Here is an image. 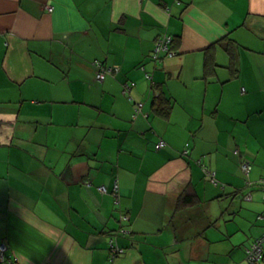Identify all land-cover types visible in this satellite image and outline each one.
I'll return each instance as SVG.
<instances>
[{
  "label": "crops",
  "instance_id": "crops-1",
  "mask_svg": "<svg viewBox=\"0 0 264 264\" xmlns=\"http://www.w3.org/2000/svg\"><path fill=\"white\" fill-rule=\"evenodd\" d=\"M164 32L175 52L150 61ZM94 61L119 70L97 81ZM263 176L264 0H0L14 264H249Z\"/></svg>",
  "mask_w": 264,
  "mask_h": 264
},
{
  "label": "trees",
  "instance_id": "trees-1",
  "mask_svg": "<svg viewBox=\"0 0 264 264\" xmlns=\"http://www.w3.org/2000/svg\"><path fill=\"white\" fill-rule=\"evenodd\" d=\"M167 37H169V40H167ZM160 40L167 41L166 42V45L167 46H166V48L161 49V51L157 52L156 53V58H153V54L155 55V48L159 45L157 43ZM225 40L228 41V44H230V43L233 42V39L232 38H228V39H225ZM172 41H174V38H173V35L172 34H169L167 32L158 34L156 36L155 40H154L152 49H151V51H150V53L148 55L149 60L150 61L151 60H154V61L160 63V61L165 56L170 55L171 53L175 52L174 51V48L172 47V44H173V43H171ZM210 60L212 61V56L210 57L209 54L207 53L206 58H205V62H204L205 69H208V67L212 66V64H211L212 62H210ZM94 64H95V68H96V70H95V76L97 75L98 72L103 71V72H105L104 73V76H103V79H104V77L106 75H108V74H111L112 75V74H114L115 72H117L119 70V67H117V66L107 65L104 62H100V61H94ZM145 77L147 79H151V73L150 72L145 73ZM95 79H96V77H95ZM102 80H100V81H102ZM125 83H127L130 86L129 88L133 87L134 84H135L133 81L125 82ZM125 93L127 94V91ZM135 105H136V102H134V110H135ZM184 153H188V151L187 152L185 151ZM236 153H238V150H236ZM245 164L248 165L247 171L245 169H243V165H245ZM201 167H203L202 164H201ZM250 167H251V165H250V163H249V161L247 159L240 160V162H239V168L242 170V172L245 174V176H248L249 175ZM203 170H205L204 167H203ZM205 172L209 175V178L211 179L210 181L212 183L216 184L217 183V180L215 178L214 171L208 169V170H205ZM255 183H256L255 185L261 187V189H264V176L263 177H260ZM186 193H187L186 194V197L187 198L192 199L193 201L195 200V194H194L193 190H190L189 188H187V192ZM117 194H119V193H117ZM263 233H264V231H263Z\"/></svg>",
  "mask_w": 264,
  "mask_h": 264
},
{
  "label": "built area",
  "instance_id": "built-area-1",
  "mask_svg": "<svg viewBox=\"0 0 264 264\" xmlns=\"http://www.w3.org/2000/svg\"><path fill=\"white\" fill-rule=\"evenodd\" d=\"M47 10L51 9V6L46 5L45 6ZM167 40H169V37H167ZM158 41V40H157ZM166 42L167 41H162L160 40L157 44H159L155 48V55L153 54V58H156V53L161 51V49L166 48ZM103 71L98 72L96 77V80L100 81L103 79L104 76ZM130 86L125 83L124 84V91H128ZM141 103H136L135 105V112L140 111ZM164 143L163 141H159L158 147L162 146ZM243 169L247 171L248 165H243ZM98 189L101 192H105V189L103 186H99ZM115 199L118 200V194L115 193ZM263 199H264V189H263ZM111 249H114V251H117V246L113 243L110 244ZM245 253H246V259L249 262V264H264V233L254 239L246 248H245ZM16 262L15 258H10L9 256L6 255L5 251L3 249H0V264H14Z\"/></svg>",
  "mask_w": 264,
  "mask_h": 264
},
{
  "label": "rangeland",
  "instance_id": "rangeland-1",
  "mask_svg": "<svg viewBox=\"0 0 264 264\" xmlns=\"http://www.w3.org/2000/svg\"><path fill=\"white\" fill-rule=\"evenodd\" d=\"M46 6V5H45ZM262 194H263V192H262Z\"/></svg>",
  "mask_w": 264,
  "mask_h": 264
}]
</instances>
